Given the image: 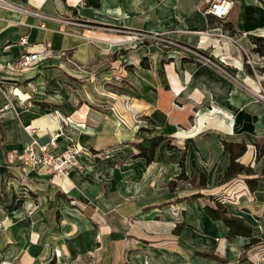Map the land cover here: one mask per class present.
Masks as SVG:
<instances>
[{"label":"crops","instance_id":"obj_1","mask_svg":"<svg viewBox=\"0 0 264 264\" xmlns=\"http://www.w3.org/2000/svg\"><path fill=\"white\" fill-rule=\"evenodd\" d=\"M7 1L14 7L0 5V82L15 83L18 96H7L0 84V174L6 167L21 179L26 168H17L16 155L33 138L45 144L58 130L63 135L54 153L74 142L103 155L79 156L67 176L44 168L28 170L25 184L32 192L45 200L74 199L81 208L75 205L57 219L43 200L32 217L0 222V255L11 243V252L21 257L13 264L181 263L172 250L136 243L160 240L150 231L157 227L156 211L165 191L175 193L173 183L166 182L178 169L176 175L182 170L196 191L226 195L229 214L243 218L264 238V155L256 158L254 147L264 143V100L257 96L254 75L241 64L243 50H249L256 68L264 71V51L261 56L253 51L252 40L264 39V0H234L225 23L237 43L214 37L227 31L203 13L206 0ZM137 32L165 35L194 48L210 45L214 56L224 55L238 68L227 66L231 76L225 75L192 54L136 40ZM20 36L27 37L28 45L18 43ZM46 43L54 52L64 50L73 63L51 56L22 74L8 71L9 61ZM155 136L165 139L147 163L138 155L139 146H148ZM223 140L247 144L238 160L255 172L256 189H249L246 175L221 181L229 164ZM193 193L181 198L191 200ZM193 219L209 238L197 256H188L187 264L218 263L219 258L204 253L223 257L220 261L239 257L248 238L227 237V227L211 220L203 207ZM49 233L56 257L48 254Z\"/></svg>","mask_w":264,"mask_h":264},{"label":"rangeland","instance_id":"obj_2","mask_svg":"<svg viewBox=\"0 0 264 264\" xmlns=\"http://www.w3.org/2000/svg\"><path fill=\"white\" fill-rule=\"evenodd\" d=\"M135 35V34H134ZM149 35V34H147ZM165 41H158L151 36H148L146 38L151 41H156L163 49H168L170 47L176 48L175 45L170 44V42H174L176 44L183 45L186 48H191L192 50H197L202 53H213V47L207 46L203 49L200 48H194L191 46H188L186 44L179 43L177 41H174L172 39H169L165 37V35H161ZM170 41V42H169ZM180 49V48H179ZM185 54H188V52L183 51ZM246 52L251 56V51L246 50ZM251 52V53H250ZM243 56V55H242ZM254 63H247L248 66L255 69V73L257 76H252V79L254 80L255 85L257 86L258 91H260V94L264 95V71H261L260 69L256 68L255 66V57H253ZM243 62H245V58L243 56ZM246 64V63H245ZM116 76V75H115ZM259 77L260 83H258L257 78ZM251 78V77H250ZM35 88V87H34ZM69 145V144H67ZM0 147H2L1 139H0ZM88 147V146H87ZM24 148V147H23ZM66 148V147H65ZM64 148V149H65ZM89 148V147H88ZM63 149V150H64ZM35 150H37V147L35 146ZM62 150V151H63ZM90 155L94 154H101L102 152H93L90 148ZM21 152V151H20ZM19 152V153H20ZM17 154V160L18 163H20L17 168L23 169L26 168L21 174L22 177L16 178L14 175H12L8 170V168L4 167L3 172L4 175L0 174V222L7 221L9 223L10 220L15 221L16 219H19V221L23 220L25 217H32L33 213H35L37 210L41 208L42 202L48 201V204H50V210L52 211L51 215L55 216L57 219L59 216H62L61 214L64 212H67L69 209L73 208V206L80 207V203H78L76 200L75 202H71V200H65L63 198L56 200H45V198H42L41 195H39L36 192H32L29 187L25 184V182L28 181V175L26 172L29 170H33L35 168L27 167L26 164H24V159L20 157V154ZM7 163H9L7 161ZM6 163V164H7ZM179 168V165H178ZM6 171L8 173H6ZM176 174L179 173V169L175 172ZM174 173V174H175ZM171 175L170 180L166 182H172L173 187L175 189V193L172 195H167V191H165L164 196L162 197L163 202L161 206L159 207L160 211H156L158 213V222L156 223L157 227L150 231L151 233H156L157 236H159L160 240L153 241V240H137L138 245H144L147 248H154V249H161L163 251L167 250H176L178 253H174L171 251L170 254H174V256H177L178 260L175 262H181L178 264H187L186 262H190L187 258L190 255L197 256V251H201L202 245L206 243V238L208 239V234H205L202 232L201 225H197V223H193V216L197 214L200 208L204 206V204H211V200L209 196H213L215 198L221 199L222 202H227L228 197L224 194L219 195H212L205 193V191L198 192L196 189L192 188V184L188 183L184 179H180L177 175ZM199 181L198 178L195 180V184H197ZM169 190V189H168ZM191 192H194L193 198L190 200L189 198L187 200H184V198H181V196H184L186 194H190ZM197 196V197H195ZM54 202V203H52ZM11 214L10 216H8ZM24 216V217H23ZM60 226L62 225V221L58 223ZM19 229H24L21 224H19ZM46 229L44 231L40 232V236L45 235ZM24 231V230H21ZM50 234V242L48 245L49 248V255L52 254L59 255V252L55 249V244L53 243L54 236L53 233ZM41 239V238H40ZM39 239V244L41 243V240ZM215 240H218L215 239ZM221 241V240H220ZM212 242V241H210ZM19 245V242L17 243ZM16 244V245H17ZM12 244H6L2 250L0 255V264H13L17 259L21 260V257L15 256L10 248ZM170 252V251H169ZM216 258H219L217 264H264V248L261 245L255 246L253 248H250L247 251H243L242 249L239 251V257L233 260L227 261H220V258L218 255L212 254ZM49 256V257H50ZM89 256L91 257L92 254L89 253ZM48 257V258H49ZM47 258V260H48ZM46 260V259H44ZM43 260V262H44ZM90 261V260H89ZM174 262V261H173ZM44 264V263H42ZM48 264H51L49 262ZM90 264H95V261L91 262ZM191 264V263H190ZM193 264V263H192Z\"/></svg>","mask_w":264,"mask_h":264},{"label":"built area","instance_id":"obj_3","mask_svg":"<svg viewBox=\"0 0 264 264\" xmlns=\"http://www.w3.org/2000/svg\"><path fill=\"white\" fill-rule=\"evenodd\" d=\"M234 0H206L205 1V7L203 8V13L207 16H211L218 20L221 23H224L226 19L229 16V13L231 9L234 6ZM0 5L13 8L14 6L8 2L7 0H0ZM41 17H48L44 16L42 14L34 13ZM40 27H43L42 24L39 25ZM148 36L146 33L137 32L135 33L134 37L136 40H143L146 39ZM214 37L216 39H219L220 37H224L226 40L237 43L236 37L234 35H230L228 32L223 33L219 32L218 34H214ZM151 38L158 40V41H165L161 35H152ZM166 42V41H165ZM170 42V41H169ZM199 42H203V40L200 38ZM18 43L21 46L28 45V40L26 36H20L18 39ZM170 44H173L178 48L179 52H188L189 54H192L205 64L221 71L225 75L231 76L230 72L227 69V66L231 67H237L235 64H230L225 61L224 55L214 56L213 53H202L197 50H192L191 48H186L183 45L176 44L174 42H170ZM180 48V49H179ZM214 48V47H213ZM251 53V52H250ZM55 56V57H65L66 60L69 63H73L71 57H68L66 52L64 50L59 51H52L50 48V44L46 43L43 48L39 51H24L20 54L19 57L9 61L7 63V69L10 73L13 74H22L28 69L36 67L39 63H41L43 60L47 59L48 57ZM243 56L245 58V62L241 63L242 66L244 63H254V54L251 53V56L246 52V50H243ZM260 56V55H259ZM249 65V64H247ZM238 68V67H237ZM253 75L257 76L255 73V69L252 68ZM264 75V73H263ZM258 80V83H260L258 77H255ZM0 84L2 85V90L7 96H18V89L15 85V83L9 82V81H1ZM28 87L33 91L32 86L27 83ZM257 96L264 100V95L260 94V91L257 92ZM9 103L5 105L7 107ZM66 122V121H65ZM70 124V123H68ZM71 126V124H70ZM73 128L75 126L72 124ZM26 130L30 134H34L36 129L31 126H26ZM63 135L62 130L55 131L50 135V139L45 144H39L37 143L36 139L33 138L30 143L24 146V148L21 150L20 157L24 159V164L27 165V167L31 168H44L48 171H50L54 176H67L69 173V168L71 166H78V157L81 155H90L89 148L86 145L78 144L71 142L69 145L66 146V148L58 153H54L52 149L56 147L57 139ZM35 146L37 147V150H35ZM101 154H94L92 156H101ZM71 202H75V200H71Z\"/></svg>","mask_w":264,"mask_h":264},{"label":"trees","instance_id":"obj_4","mask_svg":"<svg viewBox=\"0 0 264 264\" xmlns=\"http://www.w3.org/2000/svg\"><path fill=\"white\" fill-rule=\"evenodd\" d=\"M211 17V16H209ZM220 25L224 30H226L230 35H234V31H232L228 26L227 23H221ZM253 42L255 43V47L253 48V51L258 53L260 56L263 55L264 51V39L262 37L253 36L252 37ZM141 65L143 67H146V64L144 62H141ZM244 67L246 68L247 72L250 75H253L252 69L244 63ZM165 139L164 136H155L148 140L149 144L148 146H139V156H142L145 158L147 163H150L153 160L154 153L156 147ZM222 145L224 150L228 153L229 156V164L227 167L226 172L224 173L222 177V182L229 181L238 175H246L245 182L250 190L256 189L258 185V178L254 177V171L250 167V165H245L241 162H239V157H241L246 149L247 144L245 142H232V141H222ZM255 147V157L259 158L260 156L264 155V143L254 144ZM93 152H98L94 151ZM179 178H183L188 180V178L184 175L183 171L181 170L180 174L178 175ZM189 182H193V179L189 180ZM200 185H205V177L201 175L200 178ZM197 197V196H195ZM211 200L214 201V206H211L209 204H204L203 208L208 217L211 220H220L223 222V224L227 227V237H237L242 236L248 238V242L245 243L242 247L243 251H247L250 248L254 246L261 245L264 248V238H260L257 235H255L254 230L252 226L247 224L243 218L229 214L226 206L222 201H219V199H215L212 196H209ZM73 200V199H68ZM203 255L209 256L211 258H215V256L204 253ZM225 261V260H222Z\"/></svg>","mask_w":264,"mask_h":264}]
</instances>
